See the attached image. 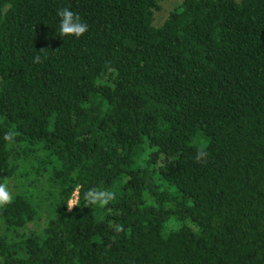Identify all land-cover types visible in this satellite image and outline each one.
Instances as JSON below:
<instances>
[{"label": "trees", "instance_id": "trees-1", "mask_svg": "<svg viewBox=\"0 0 264 264\" xmlns=\"http://www.w3.org/2000/svg\"><path fill=\"white\" fill-rule=\"evenodd\" d=\"M160 1L0 0V264H264V0Z\"/></svg>", "mask_w": 264, "mask_h": 264}, {"label": "clouds", "instance_id": "clouds-1", "mask_svg": "<svg viewBox=\"0 0 264 264\" xmlns=\"http://www.w3.org/2000/svg\"><path fill=\"white\" fill-rule=\"evenodd\" d=\"M57 16L59 17V35L61 37H73L79 39L88 31V25L81 20V17L71 11L69 8H62L57 11ZM47 49H40L36 51L34 56V62L42 63L41 58L45 54ZM44 59L47 58L46 55L43 56ZM16 133L14 131H9L5 134L4 140L11 145L15 141ZM207 153L201 151L197 154V162L204 157ZM116 196L114 192L101 189H89L85 193V201L87 204L103 208L109 205ZM14 202V196L8 188L7 181L0 183V209L6 208ZM73 208H68L67 211L71 212ZM117 233L123 231V227L119 226L116 228Z\"/></svg>", "mask_w": 264, "mask_h": 264}, {"label": "rangeland", "instance_id": "rangeland-1", "mask_svg": "<svg viewBox=\"0 0 264 264\" xmlns=\"http://www.w3.org/2000/svg\"><path fill=\"white\" fill-rule=\"evenodd\" d=\"M183 0H161L159 4V10L154 12L153 15V25L155 27H159L163 24V22L167 19L169 13L182 2ZM241 1V0H236ZM9 190L14 194L17 191V186H19L18 177H14L7 182ZM77 193H75L71 200L69 201V208H71L76 203ZM47 213L45 211L42 212L41 218L38 221H35L31 228L41 229L45 226V218L47 217Z\"/></svg>", "mask_w": 264, "mask_h": 264}]
</instances>
